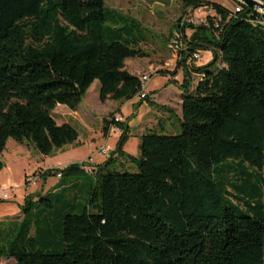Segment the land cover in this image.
<instances>
[{"label":"trees","instance_id":"1","mask_svg":"<svg viewBox=\"0 0 264 264\" xmlns=\"http://www.w3.org/2000/svg\"><path fill=\"white\" fill-rule=\"evenodd\" d=\"M182 6L221 17L183 29V81H170L189 93L182 134L149 131L134 157L127 121L106 120L105 137L121 133L116 151L103 164L39 170L43 185L58 175L64 184L28 194L20 215L0 221V264H264V28L245 6ZM109 21L128 29L125 17L109 19L106 0H0V154L10 139L43 156L74 145L78 131L54 111L77 112L96 81L102 103L139 97L141 78L126 66L146 55L122 34L108 40ZM203 52L225 66L190 94ZM127 163L139 173L122 172Z\"/></svg>","mask_w":264,"mask_h":264},{"label":"rangeland","instance_id":"2","mask_svg":"<svg viewBox=\"0 0 264 264\" xmlns=\"http://www.w3.org/2000/svg\"><path fill=\"white\" fill-rule=\"evenodd\" d=\"M204 1L218 4L231 10H234L237 5L235 0ZM261 2L264 3L263 0ZM106 8L110 20L117 17H125L128 20L123 25L124 28L127 27L128 29L122 33L115 31L113 23L109 21L107 23L108 29L105 31L106 38L110 40L114 32L122 34V37L128 41L131 48L141 50L146 55L144 58L129 60L126 67L128 71L138 74L139 77L143 75L152 76V81L147 89L149 101H142L140 97H136L129 102L110 100L102 103L100 101L101 84L96 81L86 94L77 114L63 105L58 106L55 110L54 117L60 126L69 124L78 131L79 139L74 145L57 151L51 156H43L30 142L21 145L10 139L6 150L0 154V160L3 163V168L0 169V187L10 191L11 199L0 202V215L4 212L12 215L0 217V221H8L20 215L19 204L24 203L28 194L40 192L48 195L53 193L56 186L62 187L64 183L54 178L44 185L41 182L38 187L27 190L24 186L25 178L36 174L40 168L54 167L59 169L68 165L83 163L91 158L95 164L106 162L111 154L116 151L121 138V133H113L108 139L104 136L103 130L106 120L111 122L113 118L122 116L123 120L127 121L131 136L124 149L127 154L134 157H139L141 154V132L144 129V125L150 121H153V123L161 121L167 129L165 134H182L181 120L179 118L182 104L177 101L178 103H174L177 107L170 112L165 111L164 108H161L155 102L165 104L166 100H174L175 98L183 101L181 96L189 95V93L182 91L178 85L170 82L177 80L179 84H182L183 74L176 68L173 72H169L166 67L170 61L174 60V54L170 50L169 39L177 31L180 19L189 10L187 11L183 8L182 0H106ZM210 8L208 6L202 7L205 18L208 16ZM188 34H191V32H188ZM202 55L203 59L199 63H205L206 66L202 67L193 76V89L190 94L196 90L202 74L217 72L225 66L221 59L216 64H212L214 62L213 52H203ZM165 72L168 75L178 73L179 78L163 75ZM121 106L122 110L119 111ZM162 116L165 117L163 118ZM104 147H110L109 157L99 155V150ZM96 149L98 152H96ZM95 153L99 157H96ZM117 168L119 169L121 166L118 165ZM122 172L138 174L139 170L135 164L127 163L126 168L122 169ZM86 177L88 175L84 174L81 178ZM8 209L9 212L7 211ZM10 263H14V261L4 259L1 262V264Z\"/></svg>","mask_w":264,"mask_h":264},{"label":"built area","instance_id":"3","mask_svg":"<svg viewBox=\"0 0 264 264\" xmlns=\"http://www.w3.org/2000/svg\"><path fill=\"white\" fill-rule=\"evenodd\" d=\"M236 1V0H235ZM262 1V0H258ZM264 1V0H263ZM237 5L235 6L234 12L235 13H240L242 10V4L238 1H236ZM263 3V2H262ZM259 16L256 17L254 20H252V23L262 26L264 28V15L257 13ZM213 18L215 24L218 27V24L221 22V17L217 16L213 8H210L208 11V16L205 18L203 16V10L202 8L199 9H189V12H186V15L180 19L179 22V29L173 34L170 42V50L174 54V60L170 61L166 67L167 71L173 72V70L176 68L178 69L179 62L182 60L180 53H182L185 50V45H184V35H183V29L187 27L188 25H208L209 18ZM187 35L188 30H187ZM193 59L195 60V63H199L202 61L203 56L201 53H197L194 55ZM141 78V92L139 94V97L141 100H144L147 98V89L149 83L152 81V76L151 75H143ZM178 79V75L175 77ZM115 122H123V117H117L113 118ZM112 131H118L119 130L116 127H112L110 132ZM99 155H105L108 156L110 154V148H102L99 150ZM90 164H94V160L91 158L88 160ZM44 174L43 171H38L36 174L32 176H27L24 180V186L27 190H32L42 182V175ZM61 177V175H58V179ZM11 199V193L8 190H4L0 187V200L1 201H9Z\"/></svg>","mask_w":264,"mask_h":264},{"label":"crops","instance_id":"4","mask_svg":"<svg viewBox=\"0 0 264 264\" xmlns=\"http://www.w3.org/2000/svg\"><path fill=\"white\" fill-rule=\"evenodd\" d=\"M206 64L204 63V64H198V66L199 67H203V66H205ZM126 69H127V67H126ZM130 72V71H129ZM131 73V72H130ZM131 74H133V73H131ZM133 75H136V76H138V74H133ZM170 78V77H169ZM179 78V77H178ZM170 81V80H169ZM93 86V85H92ZM91 89V88H90ZM153 90V89H152ZM89 92V91H88ZM182 97V96H181ZM177 101H179V103H181V104H183V101H181L180 99H174V100H172V99H170V100H166L164 103L165 104H159V103H157V102H155L156 104H158L159 106H164V107H166V109H165V111H174L175 110V108L177 107L176 105H174V103H178ZM107 102H109V101H107ZM122 106L119 108V111H121L122 109ZM78 111H79V109H78ZM78 111L77 112H73V113H75V114H77L78 113ZM54 114H55V111H54ZM163 118L165 117V116H162ZM163 118H161V119H163ZM179 118H180V120L182 119V109L180 110V113H179ZM58 124V123H57ZM58 125H60V124H58ZM64 125V124H63ZM149 131H158V132H164V133H166V131H167V129H166V127L165 126H163V124H162V122L161 121H157V123H153V121H150V122H148V123H146L145 125H144V129L142 130V134H141V137L144 135L143 133H147V132H149ZM113 133H120V132H118V131H112V132H110V134H109V136L107 137V139L113 134ZM140 142H141V140H140ZM110 148V147H109ZM97 150V149H96ZM111 150V149H110ZM96 152H98V150L96 151ZM96 157H99V155H97V153H95L94 154ZM109 157V156H108ZM98 164H100V162H98ZM50 169H55L54 167H49V168H45V169H42V168H40V170H50Z\"/></svg>","mask_w":264,"mask_h":264},{"label":"water","instance_id":"5","mask_svg":"<svg viewBox=\"0 0 264 264\" xmlns=\"http://www.w3.org/2000/svg\"><path fill=\"white\" fill-rule=\"evenodd\" d=\"M245 6L246 8L264 15V3L258 0H236Z\"/></svg>","mask_w":264,"mask_h":264}]
</instances>
